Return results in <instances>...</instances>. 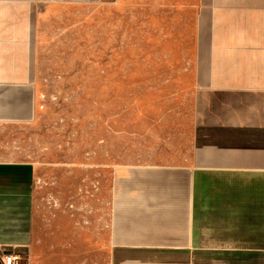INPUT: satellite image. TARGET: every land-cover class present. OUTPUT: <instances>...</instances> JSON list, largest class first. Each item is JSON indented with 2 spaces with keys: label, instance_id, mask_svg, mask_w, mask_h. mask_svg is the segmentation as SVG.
<instances>
[{
  "label": "crops",
  "instance_id": "crops-1",
  "mask_svg": "<svg viewBox=\"0 0 264 264\" xmlns=\"http://www.w3.org/2000/svg\"><path fill=\"white\" fill-rule=\"evenodd\" d=\"M40 1L0 0V125L38 116ZM195 62L180 163L116 169L107 264H264V0H198ZM35 173L0 160V249L25 264H78L88 230L33 248Z\"/></svg>",
  "mask_w": 264,
  "mask_h": 264
},
{
  "label": "rangeland",
  "instance_id": "rangeland-1",
  "mask_svg": "<svg viewBox=\"0 0 264 264\" xmlns=\"http://www.w3.org/2000/svg\"><path fill=\"white\" fill-rule=\"evenodd\" d=\"M197 5L40 1L38 116L30 126L0 125V160L36 169L34 250L88 230L77 263L107 264L116 169L180 163L195 123Z\"/></svg>",
  "mask_w": 264,
  "mask_h": 264
},
{
  "label": "built area",
  "instance_id": "built-area-1",
  "mask_svg": "<svg viewBox=\"0 0 264 264\" xmlns=\"http://www.w3.org/2000/svg\"><path fill=\"white\" fill-rule=\"evenodd\" d=\"M19 256L15 254L5 255L3 262L4 264H18Z\"/></svg>",
  "mask_w": 264,
  "mask_h": 264
},
{
  "label": "water",
  "instance_id": "water-1",
  "mask_svg": "<svg viewBox=\"0 0 264 264\" xmlns=\"http://www.w3.org/2000/svg\"><path fill=\"white\" fill-rule=\"evenodd\" d=\"M15 251H17V250H15ZM17 252H18V251H17ZM20 254L22 255V254H24V253H21V252H20Z\"/></svg>",
  "mask_w": 264,
  "mask_h": 264
}]
</instances>
